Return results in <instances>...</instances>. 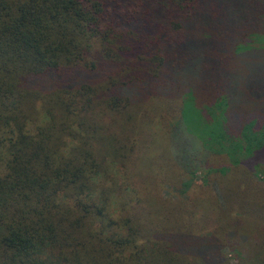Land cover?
Wrapping results in <instances>:
<instances>
[{
  "label": "trees",
  "instance_id": "trees-1",
  "mask_svg": "<svg viewBox=\"0 0 264 264\" xmlns=\"http://www.w3.org/2000/svg\"><path fill=\"white\" fill-rule=\"evenodd\" d=\"M152 136L179 174L217 153L254 172L264 0H0V264H144Z\"/></svg>",
  "mask_w": 264,
  "mask_h": 264
},
{
  "label": "rangeland",
  "instance_id": "rangeland-1",
  "mask_svg": "<svg viewBox=\"0 0 264 264\" xmlns=\"http://www.w3.org/2000/svg\"><path fill=\"white\" fill-rule=\"evenodd\" d=\"M176 103L180 104V99ZM156 133L154 129V137ZM151 138L153 142L149 149L136 163L142 171L140 177L143 176L148 184L147 188L143 185L141 190L153 196L150 210L154 214V223L160 226L153 228L155 231L146 240L140 261L143 260L144 264H260L264 258V166L260 167V163L264 165V151L257 156V164L252 166L254 172L250 170L252 164L246 165L251 156L237 153L234 160L238 165H231L225 155L217 153L207 164H202L200 160L193 168L191 166L189 170L193 172L190 176L186 173L189 170H185L183 175L177 172L176 166L175 169H170L169 164L158 166L172 153L164 143L158 142L159 138ZM227 163V168L232 171L225 176L210 172ZM178 166L182 169V165ZM187 176L191 177L190 184ZM178 181L180 189L185 186L180 194L183 201L181 215L176 213L177 210L170 209L172 204L165 201L178 199L180 192L174 190L179 187ZM208 185L212 188L208 189ZM170 191H174L175 195ZM148 200L151 197L148 196ZM157 202L165 206L159 207ZM177 223L180 227L176 231L174 228H178L173 224ZM169 234L170 237L180 235L177 240H185L189 246L191 242L196 243L195 248L189 247L191 251L184 248L182 253H179L182 249L180 245L169 248L162 241L164 238L160 239L161 235ZM190 235H195L198 242L190 240Z\"/></svg>",
  "mask_w": 264,
  "mask_h": 264
}]
</instances>
